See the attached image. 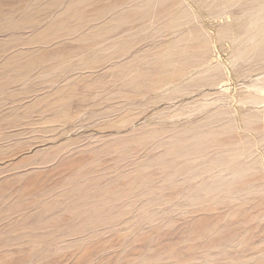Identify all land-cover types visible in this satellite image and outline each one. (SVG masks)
Here are the masks:
<instances>
[{"label": "rangeland", "instance_id": "374dc122", "mask_svg": "<svg viewBox=\"0 0 264 264\" xmlns=\"http://www.w3.org/2000/svg\"><path fill=\"white\" fill-rule=\"evenodd\" d=\"M263 5L0 0V264H264Z\"/></svg>", "mask_w": 264, "mask_h": 264}, {"label": "bare ground", "instance_id": "6f19581e", "mask_svg": "<svg viewBox=\"0 0 264 264\" xmlns=\"http://www.w3.org/2000/svg\"><path fill=\"white\" fill-rule=\"evenodd\" d=\"M249 14H250L249 26L251 28V33L253 38L264 37V5L258 7L255 11Z\"/></svg>", "mask_w": 264, "mask_h": 264}]
</instances>
